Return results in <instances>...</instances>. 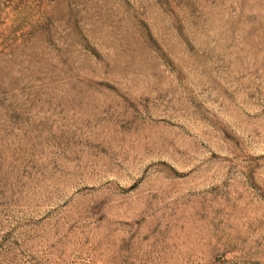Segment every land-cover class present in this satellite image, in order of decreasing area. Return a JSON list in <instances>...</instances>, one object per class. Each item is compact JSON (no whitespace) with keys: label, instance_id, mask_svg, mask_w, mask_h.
Returning <instances> with one entry per match:
<instances>
[{"label":"rangeland","instance_id":"374dc122","mask_svg":"<svg viewBox=\"0 0 264 264\" xmlns=\"http://www.w3.org/2000/svg\"><path fill=\"white\" fill-rule=\"evenodd\" d=\"M0 264H264V0H0Z\"/></svg>","mask_w":264,"mask_h":264}]
</instances>
